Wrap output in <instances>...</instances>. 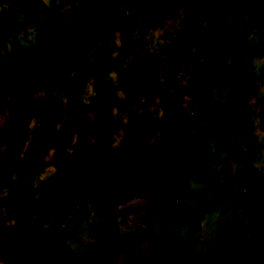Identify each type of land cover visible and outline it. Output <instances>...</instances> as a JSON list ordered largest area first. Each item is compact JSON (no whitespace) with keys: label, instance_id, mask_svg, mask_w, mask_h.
<instances>
[{"label":"rangeland","instance_id":"rangeland-1","mask_svg":"<svg viewBox=\"0 0 264 264\" xmlns=\"http://www.w3.org/2000/svg\"><path fill=\"white\" fill-rule=\"evenodd\" d=\"M0 264H264V0H0Z\"/></svg>","mask_w":264,"mask_h":264},{"label":"water","instance_id":"water-1","mask_svg":"<svg viewBox=\"0 0 264 264\" xmlns=\"http://www.w3.org/2000/svg\"><path fill=\"white\" fill-rule=\"evenodd\" d=\"M119 211L125 212L129 221H137L151 210V204L144 194H139L118 204Z\"/></svg>","mask_w":264,"mask_h":264},{"label":"flooded vegetation","instance_id":"flooded-vegetation-1","mask_svg":"<svg viewBox=\"0 0 264 264\" xmlns=\"http://www.w3.org/2000/svg\"><path fill=\"white\" fill-rule=\"evenodd\" d=\"M121 212H122V211H121ZM123 213H125V212H123ZM125 214H126V213H125ZM126 215H127V214H126ZM145 215H146V214H145ZM145 215H144V216H145ZM144 216H143V217H144Z\"/></svg>","mask_w":264,"mask_h":264}]
</instances>
